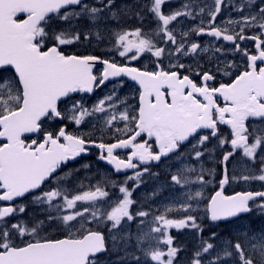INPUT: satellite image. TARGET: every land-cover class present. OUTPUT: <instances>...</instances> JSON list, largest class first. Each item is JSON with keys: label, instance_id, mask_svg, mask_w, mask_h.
Instances as JSON below:
<instances>
[{"label": "snow or ice", "instance_id": "1", "mask_svg": "<svg viewBox=\"0 0 264 264\" xmlns=\"http://www.w3.org/2000/svg\"><path fill=\"white\" fill-rule=\"evenodd\" d=\"M172 2L0 0V264H108L103 257L113 254L111 264H179L185 249L171 230L185 229L199 238L188 264H264V231L243 230V241L219 246L217 232L203 236L204 218L264 215V0H184L165 11ZM144 9L155 21L148 31ZM125 18L140 26L108 28ZM93 41H107L115 55L67 50ZM237 54L239 62L229 58ZM146 55L151 70L131 66ZM205 57L212 68L199 63ZM124 77L139 86L131 98L120 95L124 80L116 78ZM113 80L94 103L76 98ZM217 148L219 176L204 163ZM93 149L112 172L96 183L85 176V184L76 173L92 165L68 166ZM162 158L180 164L150 198L179 191L145 208L133 193L146 174L160 175L151 166ZM121 173L122 181L111 178ZM255 182L260 189L225 193ZM30 206L39 215L25 218Z\"/></svg>", "mask_w": 264, "mask_h": 264}, {"label": "flooded vegetation", "instance_id": "2", "mask_svg": "<svg viewBox=\"0 0 264 264\" xmlns=\"http://www.w3.org/2000/svg\"><path fill=\"white\" fill-rule=\"evenodd\" d=\"M92 1H94V0H92ZM116 1H117V4H120V3L122 4L124 0H116ZM129 1H130L129 4H133L135 2V0H129ZM148 2H149V0H139V3L136 4V7L139 8L141 5L147 4ZM182 2H184V0H173V2L171 4H166L164 6V9H165V11H168L170 8L179 7ZM143 14L146 17L144 22H143L144 30L148 31V30L154 28L155 27V21L152 19L151 14H149L147 12V9H144V13ZM222 15H224L223 9H222ZM232 15L235 16L236 13L233 12ZM219 19H220V17H218V20ZM130 21L135 23V27L140 26L137 21H135V20H130ZM114 23H115L114 21H109L108 25H111V26H108V28L110 29V27H112V25ZM190 23H194V22H190ZM112 28H113L112 30H114V27H112ZM195 39L199 40L202 44H204V43H207V41L210 38L207 37V36H201V37H195ZM245 44L249 48H252V42L245 41L244 44H242L241 46L243 47ZM225 46L227 47L228 45H225ZM105 53H106V51L103 50V48H101L100 51L94 52L95 55H98V56H101V57H104V58H109L110 56L115 55L114 52H113L112 55L105 54ZM229 58H230V56H229ZM232 58H234V57H232ZM116 60L119 63H127L126 60H124L123 58H120L118 56H116ZM205 60H207V57L201 58L199 61L204 62ZM167 64H168V61H167V59H165V66H167ZM131 66H136V67L143 68L144 66L153 67L154 65H153L151 59L148 58L147 55H146V56H142L137 61H132L131 62ZM224 81H226V80L224 79ZM136 103H137V101H136ZM50 127H55V126H50ZM71 129L74 130V127H70L69 126V130L70 131H72ZM221 131L227 132L226 127L225 126H221ZM211 141H215V139H212ZM215 144H216V142H214V145ZM221 151L222 150L218 149V148L215 150V152L213 154V157H214L213 162H210L208 159H206V161L204 162L205 163V167L215 168L217 176H219L221 168H222V166L219 163L220 159L222 158L221 157ZM97 156H98V150L93 149L91 151V155H90V157L88 159V163H91L94 160L97 161ZM236 159L237 158H233V160H232V164L233 165L235 164ZM178 164H179L178 160H176L175 158H171V159L162 160L159 165L153 164L151 166L153 171L158 172L160 174L158 177H151L148 174H146V175H148L151 178V184H150V187H149L150 191H149V195H148L149 199L151 200V205H150L151 207H153V208L159 207L158 206L159 200L164 199V198H170L173 194L175 195L176 192L179 191L178 189L177 190L168 189V190L164 191L163 193H161L160 197H157L155 199L150 198L151 197V193H152V191L154 189L158 188L161 184H166V182L168 180V172H169V169H170V167H168V165H171V166L174 165L175 166V165H178ZM171 170L175 171L173 169H171ZM128 174H131V172H129ZM123 179H124V176H122V178L118 179V181H122ZM232 187H233V189H232ZM249 187H251V186L233 183L231 186H226L225 187V193L228 194V195H231V194H233L236 191L247 190V188H249ZM214 189H217V185L215 184V182L212 185L208 186V188L205 189V196H209L211 194H214V191H213ZM200 207L203 210L204 204L202 203L200 205ZM174 215H178V214H174ZM201 215L203 216V212L202 211H201ZM254 215H255V220H260L261 222H264V217H261V215H259V213H257V212L256 213L252 212L249 215H246V216H244L242 218H239L237 221H233L231 223L219 222L218 224L216 223V224L210 225L207 222L208 221L207 218L203 219V223H205L207 226L213 227L216 230H226V231H231V232H234V230H239V231H243V230H250V231L258 230V228L256 226L257 222L253 218ZM258 215H259V217H258ZM261 225L262 224L260 223L258 227H260ZM232 226H234V227H232ZM171 233L173 235H175V236L177 235L175 233V230H171ZM226 236H229V234H226ZM182 238H183V234L181 233L180 234V239H182ZM180 239L175 238V244H177L179 246H182V241ZM185 251H187V246L185 248Z\"/></svg>", "mask_w": 264, "mask_h": 264}, {"label": "rangeland", "instance_id": "3", "mask_svg": "<svg viewBox=\"0 0 264 264\" xmlns=\"http://www.w3.org/2000/svg\"><path fill=\"white\" fill-rule=\"evenodd\" d=\"M130 3V1L129 0H124L123 1V3L122 4H129ZM121 4V3H120ZM120 4H117V1H116V5L117 6H119ZM174 8V7H173ZM175 8H177V7H175ZM125 21H127V19H125ZM82 23L84 24V25H87V21L85 20V21H82ZM110 29L112 30L113 28L112 27H110ZM89 45H92L94 48H96V46H98L96 43H92V44H89ZM107 46H109L110 47V44H106ZM230 57H232L231 55H230ZM236 58V60L239 62V60H240V57H239V54H237L236 56H235ZM187 64V63H186ZM135 86V85H134ZM133 85H130V84H124V87H122L121 89H120V93H122V94H126V95H131V96H133L134 94H135V92H136V86L134 87ZM82 128H85L86 126L85 125H82L81 126ZM82 164H84V163H81V164H79V165H76V166H73V167H71V168H81V165ZM83 168H81V170H82ZM68 171V170H67ZM81 173H83V172H81ZM80 173V174H81ZM100 174H98L97 176H98V181H100L106 174H107V172L105 171V170H101V172H99ZM82 175H78V177L80 178ZM89 182L87 181V180H85V184H88ZM256 184L257 185H259V182H256ZM241 186V185H240ZM251 188V187H250ZM249 188H247V190H248ZM255 189H258L257 187H255V188H251V190H255ZM158 206L159 207H161L162 206V204H158ZM29 215H32V216H35V215H39V210L38 209H36L35 211H31L30 213H28V214H26V217L25 218H27V216H29ZM41 218H43L42 216H41ZM234 227V226H233ZM262 228V227H261ZM133 231H135V230H133ZM241 232V231H240ZM240 232H238V231H235L234 230V236L235 235H238L239 236V233ZM219 244H223V242H224V240L220 237V238H218V241H217ZM186 244H188V243H186ZM191 255L192 254H190V255H188L187 257H185V259H191ZM107 262H108V264H111V261L110 260H107Z\"/></svg>", "mask_w": 264, "mask_h": 264}]
</instances>
